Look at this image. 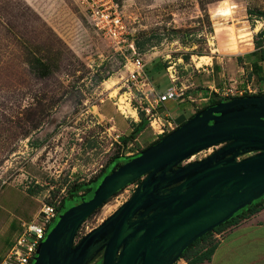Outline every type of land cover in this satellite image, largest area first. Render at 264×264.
I'll list each match as a JSON object with an SVG mask.
<instances>
[{
  "label": "rangeland",
  "instance_id": "374dc122",
  "mask_svg": "<svg viewBox=\"0 0 264 264\" xmlns=\"http://www.w3.org/2000/svg\"><path fill=\"white\" fill-rule=\"evenodd\" d=\"M84 1L0 0V231L13 220H29L44 203L60 204L75 184L95 181L96 189L114 156H133L156 138L147 124L129 140L135 149L123 145L134 120L144 117L140 106L147 100L126 82L131 67L123 63L131 51H114L108 36L88 21ZM112 1L144 71L164 70L167 80L170 74L186 90L185 97L159 106L156 113L169 111L179 125L209 105L213 95L230 100L219 95L224 89L249 85L250 94H264V62L258 78L249 74L252 59L245 57L256 49L255 42L264 47V35H259L264 32V0ZM34 58L46 65L47 74L31 68ZM220 147L195 154L188 163ZM141 180L89 216L75 244L128 201ZM91 197L69 198L66 206ZM260 211L247 219L264 220ZM213 236L190 253L212 245ZM3 237L0 233V259L11 234L7 241ZM101 261L99 253L89 264Z\"/></svg>",
  "mask_w": 264,
  "mask_h": 264
},
{
  "label": "water",
  "instance_id": "95a60500",
  "mask_svg": "<svg viewBox=\"0 0 264 264\" xmlns=\"http://www.w3.org/2000/svg\"><path fill=\"white\" fill-rule=\"evenodd\" d=\"M139 179L129 200L75 244L84 221ZM262 197L264 96L223 101L107 174L90 199L57 214L32 264H89L99 253L101 264H175L191 243Z\"/></svg>",
  "mask_w": 264,
  "mask_h": 264
},
{
  "label": "built area",
  "instance_id": "2783aa9c",
  "mask_svg": "<svg viewBox=\"0 0 264 264\" xmlns=\"http://www.w3.org/2000/svg\"><path fill=\"white\" fill-rule=\"evenodd\" d=\"M83 3H85L86 6L85 10L87 12L88 21H90L98 31L108 36L113 43L114 51H131L129 56L124 58L125 60L123 63L124 68H127V66L131 67L126 76V82L130 83L132 87L147 100L146 106H140V109L144 113V117L148 120V125L152 134L156 137L155 139L176 129L178 124L173 116L169 114V111L165 110L162 114H158L156 113V108L165 105L169 101L185 97V88L178 87L175 84L176 79L168 74L169 85L162 93L159 94L156 92L144 71L145 63L136 55L133 43H130L128 39L127 28L120 17L117 5L114 4L112 0H85ZM126 47L127 49H124ZM109 74V70L105 71L102 81H104L105 77ZM213 91L219 94L215 88ZM251 92L252 90L249 85H246L240 90L233 91L231 88L224 89L222 94L219 95L225 98L229 96L234 98L243 96L244 94L253 95L250 94ZM149 95L152 96L150 100L148 99ZM204 100L205 99H200L199 101L202 102ZM152 123H156L158 130L153 128ZM129 146V148H127L128 150L135 149V145L130 144ZM188 160L183 162V165L187 164ZM58 206V203H44L32 218L26 221H20V231L13 240L11 246L0 259V264H32L39 243L44 239L48 227L57 216Z\"/></svg>",
  "mask_w": 264,
  "mask_h": 264
},
{
  "label": "trees",
  "instance_id": "16d2710c",
  "mask_svg": "<svg viewBox=\"0 0 264 264\" xmlns=\"http://www.w3.org/2000/svg\"><path fill=\"white\" fill-rule=\"evenodd\" d=\"M259 35H264V32H261ZM255 44H256V49L253 52L248 53L245 57L252 59L249 62V64H248V68L250 69V73L249 74L250 75H255L258 78H260V75H262V73H263L262 63L264 62V47L260 46V42H255ZM31 68L34 71H36L38 74H47V70H48L46 65L41 60H39L38 58H34L33 59V62L31 64ZM145 73H146V71H145ZM146 75L148 76V78H149L151 84L153 85V87L155 88L156 92L164 90V88L167 86V82H168L169 78L167 80V77L165 76L164 70H160V72L157 73V74H147L146 73ZM260 81L263 82L264 81V77L261 76ZM248 96H264V94L263 93H257L255 95L254 94L253 95L244 94L242 97H248ZM232 99L233 98H231L230 100H232ZM223 101H227V100L224 99V98H218L217 96L213 95V98H212V100H210V104L209 105L205 106L204 108H202V109L196 111L194 114L190 115L184 122L180 123L178 126H182L187 120L191 119L195 114L199 113L200 111H202V110H204V109H206L208 107L215 106V105H217V104H219V103H221ZM147 124H148V120L145 117L141 116L140 117V121L137 122L136 124H134V128L132 129L130 136L127 139L122 138L123 145L125 146L126 144L127 145L130 144L129 140H133L134 141L135 138H136V135L138 133H140L143 130V128L145 126H147ZM166 135L167 134L159 136L157 139H155L153 142H151L149 145H147L140 152H138L137 154H135L133 156H129V157L114 156L105 165L104 170L101 173L100 177L104 178L107 174H109L110 172L116 170L117 168L122 166L125 162L131 160L135 156H138L144 149H146V148H148V147H150L152 145L157 144ZM94 182L95 181H89L87 184H79V185L75 184L73 186L72 190L70 191L69 195L66 198H63L61 200V202H60V204L58 206V209H57V211H58L57 214L60 213L61 209L66 210V209L69 208V207L66 206V200L67 199L73 198V197L83 198L84 199V198H86V196L89 193L93 194L94 191H95V187L93 188ZM140 182H139V184H140ZM79 191H83V194L77 195V193ZM117 193H115L114 196L117 195ZM106 202H104L101 206H103ZM263 205H264V197L260 198L257 201L252 202L250 205H248V206L242 208L241 210L237 211L227 221H225L224 223L218 225L212 231L207 232L202 237L198 238L193 243H191L182 252V254L180 256V259L185 260L187 264H201L204 261L209 260L211 254H212V252L214 250V247H215L213 242H212V245H210L208 247H205V248H202L201 250L199 249L198 251H195L194 253L193 252L190 253V251L200 241L206 240L214 232H219V231H221L223 228H225L227 226L237 224L241 220L247 219L252 214L260 211L263 208Z\"/></svg>",
  "mask_w": 264,
  "mask_h": 264
},
{
  "label": "crops",
  "instance_id": "0c3cea01",
  "mask_svg": "<svg viewBox=\"0 0 264 264\" xmlns=\"http://www.w3.org/2000/svg\"><path fill=\"white\" fill-rule=\"evenodd\" d=\"M259 214L264 215V209ZM19 227L20 222L13 220L0 231L4 235L3 240L11 234V238L6 240L5 252L20 231ZM213 234L214 250L209 260L201 264H264V220L243 219ZM175 264L187 263L179 259Z\"/></svg>",
  "mask_w": 264,
  "mask_h": 264
},
{
  "label": "bare ground",
  "instance_id": "6f19581e",
  "mask_svg": "<svg viewBox=\"0 0 264 264\" xmlns=\"http://www.w3.org/2000/svg\"><path fill=\"white\" fill-rule=\"evenodd\" d=\"M226 10H229V8H228V9L226 8ZM238 33H239V32H238ZM242 33H243V32H242ZM239 35H240V34H239ZM239 35H238V36H239ZM239 37H240V36H239ZM242 38H243V37H242ZM132 112H133V111H132ZM155 124H156V123H152L153 128H155Z\"/></svg>",
  "mask_w": 264,
  "mask_h": 264
}]
</instances>
